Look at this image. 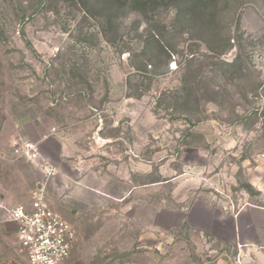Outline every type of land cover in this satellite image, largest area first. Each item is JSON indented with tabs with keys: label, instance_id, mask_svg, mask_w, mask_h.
Here are the masks:
<instances>
[{
	"label": "rangeland",
	"instance_id": "obj_1",
	"mask_svg": "<svg viewBox=\"0 0 264 264\" xmlns=\"http://www.w3.org/2000/svg\"><path fill=\"white\" fill-rule=\"evenodd\" d=\"M213 9L215 22L196 39L173 27L171 3L152 20L129 11L104 36L103 14L77 0H0V176L15 184L17 167L33 166L12 155L18 138L67 136L79 146L72 165L83 162L78 176L42 180L49 206L77 234L62 264H215L183 217L197 200L234 212L257 195L264 0H218ZM147 32L175 51L168 67L153 46L141 58L156 67L136 69ZM201 36L230 49L216 55ZM40 153L57 161V148ZM0 258L28 264L6 211Z\"/></svg>",
	"mask_w": 264,
	"mask_h": 264
},
{
	"label": "crops",
	"instance_id": "obj_2",
	"mask_svg": "<svg viewBox=\"0 0 264 264\" xmlns=\"http://www.w3.org/2000/svg\"><path fill=\"white\" fill-rule=\"evenodd\" d=\"M74 147L78 149L79 146L67 136L51 134L41 137L39 150L42 153L43 150L46 153H54V149L57 148V161L50 164L42 155L44 159L40 160L43 163L39 164L40 160L29 162L35 168L17 167L20 178L15 184L0 176V203L3 207L8 210L16 205H29L30 200L28 202L25 200L34 184L38 189H45L46 183H42V180H50L58 171L63 173L62 177L65 178L71 176L69 171H75L78 176L81 171L78 164L83 162L75 160L76 166L72 165L69 154ZM64 159H67V162ZM57 162L67 165L66 174L63 167L56 170ZM50 168L53 172H50ZM256 172L258 173L251 179L250 185L257 191V195L253 192L251 199L245 200L237 211L227 210L226 206L216 203L213 199L197 200L183 217L188 226L198 232V237L203 239L208 255L216 257L215 264H264V170L259 168ZM37 173L40 176L39 182L36 183ZM1 212L4 210L0 208V214ZM2 263L3 260L0 258V264Z\"/></svg>",
	"mask_w": 264,
	"mask_h": 264
},
{
	"label": "built area",
	"instance_id": "obj_3",
	"mask_svg": "<svg viewBox=\"0 0 264 264\" xmlns=\"http://www.w3.org/2000/svg\"><path fill=\"white\" fill-rule=\"evenodd\" d=\"M11 153L15 159L29 162L39 161L41 157L39 144L22 138L12 142ZM257 160L264 167V153ZM0 208L16 225L18 246L28 264H62L69 259L77 242L76 231L49 206L43 188L32 193L29 205L7 210L0 203Z\"/></svg>",
	"mask_w": 264,
	"mask_h": 264
},
{
	"label": "trees",
	"instance_id": "obj_4",
	"mask_svg": "<svg viewBox=\"0 0 264 264\" xmlns=\"http://www.w3.org/2000/svg\"><path fill=\"white\" fill-rule=\"evenodd\" d=\"M77 2L92 17H101L103 14L105 19L104 23L107 27V30L103 28L102 33L104 36L107 35L108 29H114L115 32H117L119 29V19L129 11L139 13L143 19L152 20L151 17H154V15L160 11L162 5L171 3L174 7L173 27L176 25L182 26L180 28L182 33H189L188 35H190L192 39H196V37H199L194 36L196 33L205 36L208 29L211 28L209 24L215 22L216 15L219 11L213 9L218 0H77ZM91 10H94L97 15L92 14V12H90ZM200 39H202L209 47L208 49L216 55H222L230 49V46L228 44H223V41L217 48H212L209 44L210 42L204 40L202 36L199 40ZM144 44L143 50L133 56V58H138L140 60V62H138L140 68L136 67L137 70H146L147 65L152 66L156 64L152 62V60L146 61L144 58H141V56H145L147 48L149 49L150 47L156 46L157 56L162 58V61L164 60L165 62L170 59L171 53H175L174 50H171V48L164 44L161 36L156 32H147ZM164 61L163 64H165ZM154 67L156 66L154 65ZM166 67H168L167 62Z\"/></svg>",
	"mask_w": 264,
	"mask_h": 264
}]
</instances>
